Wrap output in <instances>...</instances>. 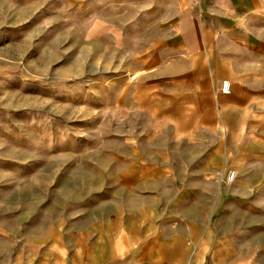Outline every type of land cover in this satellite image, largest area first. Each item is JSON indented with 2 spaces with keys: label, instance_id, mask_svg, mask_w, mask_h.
Masks as SVG:
<instances>
[{
  "label": "rangeland",
  "instance_id": "374dc122",
  "mask_svg": "<svg viewBox=\"0 0 264 264\" xmlns=\"http://www.w3.org/2000/svg\"><path fill=\"white\" fill-rule=\"evenodd\" d=\"M166 1L0 0V264H99L141 206L180 200L151 194L182 186L167 156L193 154L173 130L183 109L165 116ZM249 58L222 117L241 129L201 149L247 172L242 190L226 184L229 211L209 213L217 264H264L256 243L239 250L264 233V46Z\"/></svg>",
  "mask_w": 264,
  "mask_h": 264
},
{
  "label": "crops",
  "instance_id": "0c3cea01",
  "mask_svg": "<svg viewBox=\"0 0 264 264\" xmlns=\"http://www.w3.org/2000/svg\"><path fill=\"white\" fill-rule=\"evenodd\" d=\"M166 2L170 9L165 18L168 23L164 47L168 55L177 59L169 64L173 70L168 79L173 86L167 90L165 116L183 109L180 114L174 111L173 130L180 132L183 139L193 137L187 140L193 142L190 143L193 154L181 153V160L175 159L174 166L169 165L171 157L167 156L163 172L167 176L171 169L175 171L174 176L182 180V186L170 190L157 188L151 193L180 195V200L141 206L139 213L127 222L126 234L117 238V244L123 246L112 248L105 259L100 258L99 264H217L213 244L218 238L215 239L208 218L209 213L230 209V204L220 200L229 192L224 167L227 162L223 159L216 166L215 150L203 154L201 149L214 148L211 138L215 133L221 138L227 132L241 129L226 126L222 117L234 111L228 105L231 98L226 96L243 89L246 71L256 62L249 57L264 46V0ZM224 80L230 83L227 94L220 91ZM191 106L195 110L190 113ZM247 156L251 157H243ZM260 176L261 171L254 179ZM245 178L244 166L238 165L232 187L242 190ZM231 209L245 218L243 204H232ZM243 238L244 243H239L240 255L256 251L255 243L258 250H264V233L250 232Z\"/></svg>",
  "mask_w": 264,
  "mask_h": 264
},
{
  "label": "built area",
  "instance_id": "2783aa9c",
  "mask_svg": "<svg viewBox=\"0 0 264 264\" xmlns=\"http://www.w3.org/2000/svg\"><path fill=\"white\" fill-rule=\"evenodd\" d=\"M220 91L222 93H224V94L229 93V91H230V83H229V81L224 80L222 82L221 87H220ZM235 176H236V170L235 169H229L226 172L225 181L231 182Z\"/></svg>",
  "mask_w": 264,
  "mask_h": 264
}]
</instances>
